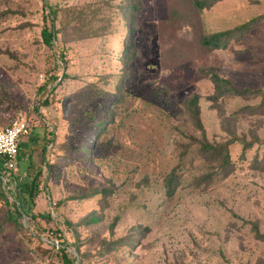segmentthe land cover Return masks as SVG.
I'll use <instances>...</instances> for the list:
<instances>
[{
  "label": "rangeland",
  "instance_id": "374dc122",
  "mask_svg": "<svg viewBox=\"0 0 264 264\" xmlns=\"http://www.w3.org/2000/svg\"><path fill=\"white\" fill-rule=\"evenodd\" d=\"M47 7L57 11L52 47L41 37ZM253 19L226 47L202 42ZM125 39L135 54L127 65L117 59ZM54 70L66 77L47 93ZM210 70L264 91V0L203 10L191 0H0V128L27 121L13 172L41 170L27 217L10 220L0 199V264H63L60 247L74 264H264L251 227L264 234L262 95L212 102ZM124 72L115 98L113 80ZM194 94L210 142L230 137L223 124L255 141L246 150L233 142L232 172L210 184L200 179L209 165L201 156L182 160L190 135L201 137L185 109ZM118 98L98 136L95 121Z\"/></svg>",
  "mask_w": 264,
  "mask_h": 264
},
{
  "label": "trees",
  "instance_id": "16d2710c",
  "mask_svg": "<svg viewBox=\"0 0 264 264\" xmlns=\"http://www.w3.org/2000/svg\"><path fill=\"white\" fill-rule=\"evenodd\" d=\"M191 1L192 4L197 9L203 10L210 8L219 0H191ZM133 8H135V4ZM129 12L130 11L128 10H124L123 14L127 16ZM56 18H57V11L51 7H47V11H45L44 14V24L41 29V37H42V42L48 47L53 46V40L56 38V31L54 28ZM48 21L49 23H47ZM253 22L254 19L245 22L241 25H238L232 29H226L223 31L214 32L210 35L204 36L202 42L205 45H211L214 49L226 47V44L229 40L235 37L240 38L241 36H243V34L247 33L251 29ZM134 55H135L134 51L131 50L129 51L127 40L126 39L123 40V45L117 59L124 61L123 63L127 65L131 60L134 59ZM58 60H60L61 66L63 67L66 66L65 53L63 51L59 52ZM59 66H60L59 64H55V68H58ZM205 75H208V78L212 83L213 93L210 97V100L212 102L213 101L217 102L220 98H225L233 95L246 97L249 94L259 93L262 95V102L264 103V91L262 90L238 89L233 85L232 80L230 78L221 77L218 73L213 72L211 70L207 71ZM102 76H103L102 79L107 84L110 75L102 74ZM65 77L66 75L64 73L58 75L56 70H54L52 74L46 79L41 89H45L48 85H50L51 87H49V89L46 91L48 93L50 92V90L54 88L53 84L56 81H59ZM111 77L114 78V74H111ZM115 78L116 79L113 80L115 91L113 92L115 94L114 95L115 98H117L116 95H118L117 93L118 91L116 90H118L119 88L121 90L122 87L120 86L123 85V83H125V80L127 78V73L126 72L119 73L118 75L115 76ZM123 78L124 80H122ZM103 92L104 91H102V93L98 95L99 98L101 97V99L103 97L102 95ZM198 100L199 98L196 94L192 95L189 99H187L185 109L194 129L201 132V137L194 138L192 135H190L189 137L190 142L185 146V149H183L184 151L182 153V160L185 154L187 153H189L190 156L193 155L201 156L204 159V161L209 165H206V170L201 174L200 179L203 180L205 184H210L219 178L222 179L228 176L232 172L233 161L231 160L229 147L233 142L238 141L242 145L243 150H246L251 148L252 145L255 143V141H247L244 137L236 136V131L234 130L230 131L229 128L227 127L228 125L223 124L222 125L223 130L226 133H228L230 137L222 141L210 142L205 136ZM116 101L118 102L119 98L117 100L115 99V101L111 102V104L105 106V108L109 109V110L107 109L108 110L107 119L105 118L107 111L106 110L105 113L102 114L100 119L95 121V125H94L95 133L97 132L98 136H100L103 132H105L108 125L112 122V118L115 114V109L113 107ZM44 104H47V101H45ZM260 108H261L260 105L251 106L250 112H257L258 109ZM93 137H91L90 140ZM21 146L22 143L19 145V152H18L19 160H20ZM86 149L87 152L90 150L89 147L86 146L81 147V150H86ZM262 161L264 163V159ZM170 174L175 176L177 175L174 169L169 173V175ZM169 175L167 176V188L171 184V180L168 178ZM2 177L3 178L5 177V180H3ZM40 180H41V170L35 171L33 175L30 177L21 178L20 175L15 174L13 171H9L6 173L2 172L0 167V197H1L0 199L3 200L4 204L7 207V210H9L8 218L10 220L16 221L18 218L27 217L29 215L30 207L34 201V198L39 193ZM174 188L175 186H173L171 189H168L167 191L172 192ZM101 192H105V190L102 189ZM9 196H11L12 200L8 199ZM40 216L46 218L47 220H49L51 217L49 213ZM92 220L96 221L97 217L92 216ZM15 225H17L18 229H24L22 223L21 224L15 223ZM251 227L255 234V237L264 242V234L259 232L258 225L255 222H253ZM59 244L62 245V243ZM60 251L63 258V264H74V261L70 259L67 253L64 252L63 247H60Z\"/></svg>",
  "mask_w": 264,
  "mask_h": 264
},
{
  "label": "built area",
  "instance_id": "2783aa9c",
  "mask_svg": "<svg viewBox=\"0 0 264 264\" xmlns=\"http://www.w3.org/2000/svg\"><path fill=\"white\" fill-rule=\"evenodd\" d=\"M29 134L30 128L24 119L15 120L10 125L0 128V167L2 172L6 173L17 169L19 145Z\"/></svg>",
  "mask_w": 264,
  "mask_h": 264
}]
</instances>
